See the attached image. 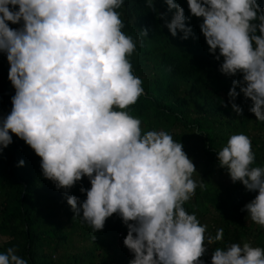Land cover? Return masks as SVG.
<instances>
[{
  "label": "clouds",
  "instance_id": "1",
  "mask_svg": "<svg viewBox=\"0 0 264 264\" xmlns=\"http://www.w3.org/2000/svg\"><path fill=\"white\" fill-rule=\"evenodd\" d=\"M124 2L0 0V53L6 54L15 90L10 113L0 118V152L16 136L40 158L43 177L57 190L87 177L90 189L80 188L86 199L67 197L73 218L96 233L118 214L127 227L123 245L134 257L129 264H204L207 225L183 207L204 187L192 178L196 167L182 143L164 130L144 132L141 119L127 110L144 95L130 57L148 30L136 39L122 31L118 10ZM164 3L163 27L173 38L179 32L188 39L192 29L184 9L174 0ZM187 5L192 17L202 18L209 54L223 58L219 71L243 76L232 81L227 94L232 111L242 115L234 103L242 93L252 103L249 111L264 122V8L257 0H187ZM147 6L156 11L153 0ZM217 160L233 183L258 192L241 211L264 228V167L252 166L250 138L231 135ZM223 235L219 228L207 243L222 241ZM0 264L29 262L9 247L0 252ZM210 264H264V248L217 247Z\"/></svg>",
  "mask_w": 264,
  "mask_h": 264
},
{
  "label": "trees",
  "instance_id": "2",
  "mask_svg": "<svg viewBox=\"0 0 264 264\" xmlns=\"http://www.w3.org/2000/svg\"><path fill=\"white\" fill-rule=\"evenodd\" d=\"M174 2L184 9L186 26L192 29L186 40L179 32L173 38L163 27L159 14L167 12L164 0H153L156 11L147 6L148 0H125L118 10L125 34L136 39L140 30H148L143 46L138 44L130 57L134 74L143 81L144 95L127 110L141 119L144 132L164 130L172 135L193 161L197 173L192 178L204 187L198 186L183 207L207 225V251L201 259L210 264L217 247L249 243L264 248V228L241 211L258 192L233 183L217 160L230 136L242 133L252 143V166L264 167V122L249 111L252 103L242 93L234 101L242 115L232 111L227 94L232 81L242 80V74L229 77L219 71L223 58L217 61L209 54L199 28L202 18L190 15L187 0ZM257 3L264 8V0ZM172 15L168 13L167 18ZM9 27L20 28L22 23ZM8 71L6 54L0 53V118L10 113L15 94ZM236 91L239 93V86ZM12 141L0 152V237L5 239L0 252L15 248L29 264H129L134 257L123 245L127 227L118 214L109 217L96 233L79 217L73 218L67 197L74 195L83 202L86 195L80 188L90 189L88 178L83 177L67 191L57 190L43 177L40 158L16 136ZM21 160L24 166L18 167ZM219 228L224 229L222 241L208 244L207 238L214 237Z\"/></svg>",
  "mask_w": 264,
  "mask_h": 264
},
{
  "label": "rangeland",
  "instance_id": "3",
  "mask_svg": "<svg viewBox=\"0 0 264 264\" xmlns=\"http://www.w3.org/2000/svg\"><path fill=\"white\" fill-rule=\"evenodd\" d=\"M120 234H118V236H119ZM119 239H120V237H119ZM5 239L4 238H2V237H0V245H1V243L4 241Z\"/></svg>",
  "mask_w": 264,
  "mask_h": 264
},
{
  "label": "built area",
  "instance_id": "4",
  "mask_svg": "<svg viewBox=\"0 0 264 264\" xmlns=\"http://www.w3.org/2000/svg\"><path fill=\"white\" fill-rule=\"evenodd\" d=\"M119 237H120V235H119Z\"/></svg>",
  "mask_w": 264,
  "mask_h": 264
}]
</instances>
